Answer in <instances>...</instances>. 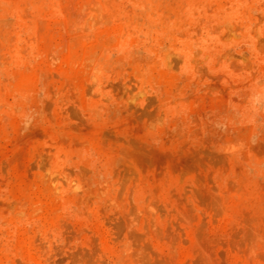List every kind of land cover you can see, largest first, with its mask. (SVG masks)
<instances>
[{
    "label": "rangeland",
    "instance_id": "rangeland-1",
    "mask_svg": "<svg viewBox=\"0 0 264 264\" xmlns=\"http://www.w3.org/2000/svg\"><path fill=\"white\" fill-rule=\"evenodd\" d=\"M0 264H264V0H0Z\"/></svg>",
    "mask_w": 264,
    "mask_h": 264
}]
</instances>
